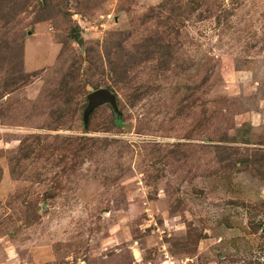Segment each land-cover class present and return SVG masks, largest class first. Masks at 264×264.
<instances>
[{
	"label": "rangeland",
	"instance_id": "obj_1",
	"mask_svg": "<svg viewBox=\"0 0 264 264\" xmlns=\"http://www.w3.org/2000/svg\"><path fill=\"white\" fill-rule=\"evenodd\" d=\"M0 264H264V0H0Z\"/></svg>",
	"mask_w": 264,
	"mask_h": 264
},
{
	"label": "water",
	"instance_id": "obj_2",
	"mask_svg": "<svg viewBox=\"0 0 264 264\" xmlns=\"http://www.w3.org/2000/svg\"><path fill=\"white\" fill-rule=\"evenodd\" d=\"M88 100H89V106L84 114V123L86 127L89 126V122L92 114L97 109H99L104 105H110L118 116H122V113L120 112L118 106L117 97L110 90H106V89L98 90L92 93L88 97Z\"/></svg>",
	"mask_w": 264,
	"mask_h": 264
},
{
	"label": "trees",
	"instance_id": "obj_3",
	"mask_svg": "<svg viewBox=\"0 0 264 264\" xmlns=\"http://www.w3.org/2000/svg\"><path fill=\"white\" fill-rule=\"evenodd\" d=\"M144 48H145V53L147 54L146 60L153 59V57H156L157 55L160 56V54L166 53L169 50V47L167 45L161 44L160 42L154 39H149L146 42V45ZM163 56H166V54H162L160 56L161 59ZM108 59H109L108 61H109L110 70L116 75V77L119 74L123 76L126 73L125 67L124 65H120V61L116 62V61H113L111 58H108ZM119 70H122V71H119Z\"/></svg>",
	"mask_w": 264,
	"mask_h": 264
}]
</instances>
